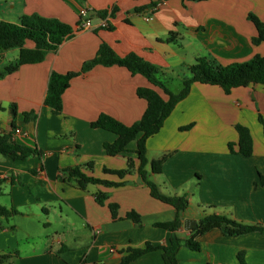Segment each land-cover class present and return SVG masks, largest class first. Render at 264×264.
<instances>
[{"label": "crops", "instance_id": "obj_1", "mask_svg": "<svg viewBox=\"0 0 264 264\" xmlns=\"http://www.w3.org/2000/svg\"><path fill=\"white\" fill-rule=\"evenodd\" d=\"M159 0H0V20L18 22L21 16L38 14L71 25L73 34L38 63L15 70L17 48H0V134L12 132V140L36 147L42 153L25 160L0 154V204L15 207L0 228V264H117L129 248L149 242L169 243L171 232L156 226L172 220L176 210L150 195L137 173L136 139L128 151L110 156L103 143L116 135L91 127L105 113L124 124L137 121L146 101L138 87L161 90L141 74L117 65H96L81 72L100 44L117 55L135 53L159 68L158 78L170 89L174 77L178 93L188 66L199 57L213 65L244 62L264 55V42L252 39L264 34V0H163L150 19L147 10ZM88 10L91 26L80 29L79 11ZM138 9V10H137ZM100 14H105L103 17ZM108 26L102 27V20ZM31 47L32 43L28 42ZM52 72H77L62 94L61 110L44 104ZM16 107V116L10 105ZM34 111L36 118L24 121L22 113ZM264 82L233 88L226 93L217 85L193 83L166 117L161 129L146 141V169L166 156L162 173L148 175L166 195H185L184 218L199 220L206 213L231 216L245 224L264 227ZM15 127L25 135L15 134ZM250 131L252 153H231L236 143V125ZM234 150L238 147L235 144ZM122 178L109 172L127 168ZM92 163V169L85 167ZM80 166L94 177L123 181V185L88 184L79 188L73 180H61L64 170ZM98 192L106 199L99 203ZM109 203L118 205L112 217ZM140 215V224L126 218L128 211ZM183 240L189 235L181 227ZM200 249L181 246L179 264H264V231L229 236L214 228L202 234ZM10 254L9 258H1ZM129 264H165L160 249L150 250Z\"/></svg>", "mask_w": 264, "mask_h": 264}, {"label": "trees", "instance_id": "obj_2", "mask_svg": "<svg viewBox=\"0 0 264 264\" xmlns=\"http://www.w3.org/2000/svg\"><path fill=\"white\" fill-rule=\"evenodd\" d=\"M155 4V3H154ZM153 4V5H154ZM151 7V6H150ZM138 10V9H137ZM105 14H100L103 17ZM73 34L71 25L53 17H43L38 14L23 15L18 22L0 20V48H17L19 50L17 62L7 66L6 71L11 72L23 64H33L41 62L48 51L56 49L65 39ZM31 42L32 46H27ZM254 44L264 42V34L252 39ZM96 65L112 66L117 65L126 68L132 74L143 75L151 85L159 88L165 98L155 89L150 87H138L136 93L146 101V108L141 117L132 124H124L114 117L101 113L91 121L93 128H102L113 132L116 138L112 142L103 143L106 154L115 156L119 153L128 151V144L136 139L135 153L138 159L137 173L149 187L150 195L163 203L171 205L176 210L175 217L166 222L157 223L156 226L168 229L171 232L169 243L165 246H153L149 242L143 247L129 248L121 257L117 264H129L131 261L140 257L150 250L160 249L162 259L165 264H179L177 252L181 246H186L191 250L198 251L200 243L198 238L211 229H220L224 234L229 236H238L254 231H264V227L257 224H245L237 221L231 216L225 214L210 212L206 213L198 220L195 228L189 231L186 239L178 236L183 225V213L188 207V200L185 195H166L162 193L157 184L149 180L150 173H162V163L166 156L150 163V171L146 169L148 164L146 157V141L149 137L156 134L162 127L164 120L171 113L175 105L185 98L193 83H202L217 85L226 93L233 88L245 87L250 84L264 82V55L256 54L249 60L228 65H213L205 58L199 57L195 62L188 66L190 75L185 77L182 82V88L178 93L170 91L165 84L158 78L159 68L143 60L135 53H129L125 56L117 55L107 44H100L96 56L85 62L81 67V72H85ZM77 72H67L65 74L52 72L49 76L47 92L44 104L51 107L54 112H59L62 105V94L69 86L71 78L77 76ZM0 109H3L2 107ZM10 113L14 118L16 116V107L10 105ZM24 121H31L36 118L34 111L22 113ZM263 126L264 120L259 117ZM12 128L15 125L12 122ZM238 140L236 143L229 142L228 148L231 153H239L243 156H249L252 153V138L250 131L243 125H236ZM12 132L0 134V154L8 156L12 160H25L33 155H41V151L36 147H30L12 140ZM237 145V151L233 146ZM92 163H87L85 167L92 169ZM133 167V161L128 160L127 168L122 170H110L104 168L105 172L113 173L119 178L130 172ZM65 176H59V179L73 180L81 189H85L88 184H103L106 186L123 185V181H108L89 175L83 171L80 166H75L64 170ZM6 177H0V186L6 181ZM260 181L264 184V177L260 175ZM96 199L103 203L106 194L98 192ZM108 207L112 217L117 218L116 203H109ZM17 214V209L13 206L5 207L0 204V228L12 230L13 226H7L9 219ZM126 218L131 219L134 223L140 224V215L135 211H128ZM9 258L10 254H5L1 258ZM239 264H246L242 254H239Z\"/></svg>", "mask_w": 264, "mask_h": 264}, {"label": "built area", "instance_id": "obj_3", "mask_svg": "<svg viewBox=\"0 0 264 264\" xmlns=\"http://www.w3.org/2000/svg\"><path fill=\"white\" fill-rule=\"evenodd\" d=\"M163 0H159L157 2H155L154 5H152L150 8H148L147 10V19H150L154 12L158 9L160 3L162 2ZM79 17H80V23L78 25V28L80 29H87L91 26V20L88 16V10L83 8L79 11ZM101 26L102 27H107L108 26V23H107V20H102L101 22ZM15 134H22V135H25L26 133L25 132H22L20 129L18 128H15L14 131H13Z\"/></svg>", "mask_w": 264, "mask_h": 264}, {"label": "water", "instance_id": "obj_4", "mask_svg": "<svg viewBox=\"0 0 264 264\" xmlns=\"http://www.w3.org/2000/svg\"><path fill=\"white\" fill-rule=\"evenodd\" d=\"M198 224V220L193 219V218H184L183 219V229L186 231H190L193 228H195Z\"/></svg>", "mask_w": 264, "mask_h": 264}, {"label": "rangeland", "instance_id": "obj_5", "mask_svg": "<svg viewBox=\"0 0 264 264\" xmlns=\"http://www.w3.org/2000/svg\"><path fill=\"white\" fill-rule=\"evenodd\" d=\"M179 80H177L175 77H174V80L171 82L170 84V89H172V92H174L173 90L177 89V87H179Z\"/></svg>", "mask_w": 264, "mask_h": 264}]
</instances>
